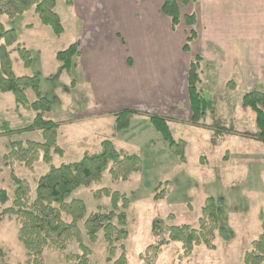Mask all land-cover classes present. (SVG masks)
<instances>
[{
    "label": "rangeland",
    "instance_id": "1",
    "mask_svg": "<svg viewBox=\"0 0 264 264\" xmlns=\"http://www.w3.org/2000/svg\"><path fill=\"white\" fill-rule=\"evenodd\" d=\"M56 1V11L62 17L65 28L59 37L41 23L34 9L15 18L1 16V20L7 29L17 32L18 42L32 51L33 64L26 68L16 45L9 48L15 72L39 77L42 95L52 102L50 117L60 125L58 143L65 150L63 156L55 155L53 158V164L59 166L63 162L79 160L85 152L98 151L100 142L112 135L113 114L77 118L90 112L86 108V85L71 83V75L55 55L72 43H78L74 33V22H77L78 16L74 13L76 21L73 14L69 17L74 8L66 5V0ZM220 75L230 73L224 70ZM212 87L213 91L217 90ZM241 87L232 93L228 86L231 92L228 93L229 108L224 101L220 117H216L218 120L209 114L203 126H194L188 121L185 122L191 125L171 122L173 120L170 119L174 138L188 142L186 163L180 162L171 153L164 137L147 117L135 118L116 144L119 148L141 155L144 165L142 172L120 182L113 181L106 172L101 184L81 187L73 193L72 197L85 201L88 213L95 211L98 205L110 204L108 198L97 200L93 196L94 190L106 186L130 196V233L126 241L129 264H146L141 254L151 245L155 247L151 253L155 264H177L181 244L164 242V226H196L201 206L207 197L224 199L220 222L228 230L230 238L224 240L217 235L216 249L198 246L184 264H244L245 252L251 250V243L262 233L264 223V144L255 139L256 116L244 105L243 95L248 90H244L243 85ZM249 90H264V82H255ZM232 97L234 100H231ZM28 98L34 101L36 96L29 91ZM0 116L13 129H18L27 126L34 113L24 108L17 110L14 95L7 92L0 93ZM184 118L188 120L187 116ZM29 139L42 140L43 135L36 129L0 139V188H5L10 196L13 185L5 154L11 141ZM48 169L49 165L39 163L34 170L18 166L15 171L35 187V179ZM167 180L171 181V191L165 197H155V187ZM81 226L83 228V223ZM86 240L94 250L95 259L104 264L107 256L105 241L101 237L94 244ZM0 246L6 250L0 264H18L26 260V250L18 240L14 221L0 220ZM76 249L74 245L69 251ZM63 256V253L51 249L45 254V264H71Z\"/></svg>",
    "mask_w": 264,
    "mask_h": 264
},
{
    "label": "trees",
    "instance_id": "2",
    "mask_svg": "<svg viewBox=\"0 0 264 264\" xmlns=\"http://www.w3.org/2000/svg\"><path fill=\"white\" fill-rule=\"evenodd\" d=\"M194 1L196 0H165L162 12L170 18L172 30L175 31L182 21L180 6ZM72 2L66 0L67 4ZM56 6V0H0V93H12L17 110L24 108L34 113L31 122L18 129H13L0 116V139L20 131L36 129L43 135L42 140L10 142L5 159L10 170L13 192L10 196L5 188H0V220H12L17 226L18 240L26 250V260L18 264H45V254L51 249L63 253L64 259L71 264H102L95 259L94 250L86 240L94 244L100 237L106 244L107 256L104 264H129L126 241L130 233V196L106 186L94 190L93 196L97 200L108 198L110 204L98 205L95 211L88 213L85 201L72 195L81 187L101 184L106 172L115 182L127 181L142 172L144 165L141 155L119 148L115 142V138L128 129L132 120L141 115V112L131 108L114 112L112 135L101 141L98 151L85 152L77 161L63 162L56 166L53 164L54 156H63L65 150L58 143L60 125L50 117L52 102L42 95L39 77L18 75L14 70L10 47L16 45L26 68L32 66L33 54L18 42L14 29L5 27L1 16L15 18L34 9L41 23L59 37L65 28ZM185 21L192 27L185 46L188 51L198 36L194 28L197 23L196 14H187ZM78 55L79 46L72 43L67 49L58 51L56 59L69 72L74 57ZM202 61L201 56H196L190 63L188 74L191 124L194 126H203L209 114L218 120L214 102L205 95L201 87ZM228 86L230 89L235 88V81H229ZM29 91L35 94L34 101L29 100ZM243 103L255 113V139L264 144V91L251 90L245 93ZM146 115L152 126L164 137L171 153L180 162L186 163L188 142L182 138H174L170 118L159 113ZM39 163L49 165V169L35 179V187L30 180L16 174L15 169L18 166L34 170ZM170 183L169 180L159 183L155 187V197H165L171 191ZM224 204L223 198L207 197L201 206L196 226H164V242L181 244V252L176 258L177 264L189 261L198 246L216 249L217 235L229 240V232L220 222ZM74 245L77 247L76 251H69ZM251 246V250L245 252L244 264H264V223L262 233L252 241ZM152 251H155L154 245L141 254L144 263L155 264ZM5 252L4 247L0 246V258L5 257Z\"/></svg>",
    "mask_w": 264,
    "mask_h": 264
},
{
    "label": "crops",
    "instance_id": "3",
    "mask_svg": "<svg viewBox=\"0 0 264 264\" xmlns=\"http://www.w3.org/2000/svg\"><path fill=\"white\" fill-rule=\"evenodd\" d=\"M72 1L69 17L78 16L74 33L80 48L69 75L71 83L86 85L90 111L77 118L112 116L131 108L141 112L135 118L159 113L171 122L190 124L188 74L196 56L203 58L201 87L214 102L216 117L224 101L229 108V81H236L232 93L242 85L249 92L255 82H264V0H196L181 5L182 21L175 31L162 12L165 0ZM192 13L198 36L187 51L192 27L185 16ZM224 70L230 75H220Z\"/></svg>",
    "mask_w": 264,
    "mask_h": 264
}]
</instances>
